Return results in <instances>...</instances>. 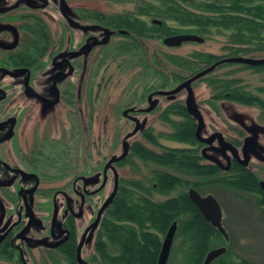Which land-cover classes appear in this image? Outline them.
Listing matches in <instances>:
<instances>
[{
	"label": "flooded vegetation",
	"instance_id": "1",
	"mask_svg": "<svg viewBox=\"0 0 264 264\" xmlns=\"http://www.w3.org/2000/svg\"><path fill=\"white\" fill-rule=\"evenodd\" d=\"M161 25L156 18L101 12L89 0H0V264H124L123 222L114 220L111 206L115 197L121 204L129 183L143 185L126 178L136 163L159 168L150 182L157 173L182 182L184 188L165 195L154 184L148 192L153 202L174 199L181 191L186 196L189 189L212 196L225 230L221 234L215 228L221 239L212 249L224 247L221 256L228 253L232 261L254 264L230 255L227 244L234 237L224 223L228 198L211 190L227 194L230 202L244 195L247 209L264 217V107L238 103L209 85L215 70L231 64H217L230 58L227 53L215 55L222 58L175 83L217 64L191 82L192 88L196 82L211 88L200 103L194 94L192 106L203 121L197 136L198 119L186 107V91L161 93L173 89L167 61L173 53H155L146 45L160 41L170 50L182 46H165L163 39L169 36H149L153 26ZM123 63L129 71L138 70L136 82L124 84ZM111 65L117 70L109 74ZM113 74H118L116 80ZM142 78L146 83L140 92ZM111 86L118 90L112 102ZM185 122L194 140L174 141V131ZM141 148L168 158L181 150L185 159L211 167L213 174L205 181L170 165L144 162ZM243 171L250 177L245 191L219 183L235 181ZM152 193L164 200L154 201ZM176 250L182 261L179 246Z\"/></svg>",
	"mask_w": 264,
	"mask_h": 264
},
{
	"label": "trees",
	"instance_id": "2",
	"mask_svg": "<svg viewBox=\"0 0 264 264\" xmlns=\"http://www.w3.org/2000/svg\"><path fill=\"white\" fill-rule=\"evenodd\" d=\"M134 5V10L126 14H135L162 21L161 26H153L155 32L149 35L160 40L166 36L178 34H196L205 39L223 36L227 57H264V0H120ZM143 36V30H140ZM219 56L193 51L188 56L172 54L167 58L172 66L191 76L218 60ZM244 68L264 71V65ZM173 82L182 80L180 73H173ZM211 86H217L219 93H229L230 98L244 105L259 104L250 92L237 86L236 79H208ZM258 92L264 94V86ZM177 113L187 117L182 108ZM177 142L194 140L193 129L189 122L181 123L173 134ZM140 158L160 166L170 165L178 172L202 177L205 181L213 174L211 167H198L193 159L184 158L183 151L174 150L171 158L164 154L155 155L140 149ZM250 181L246 172H241L235 181L228 178L219 183L227 188L245 191ZM168 194L176 188H184L180 179L157 173L148 187L139 183H129L123 190L120 204L117 197L111 206L114 220L123 222L124 264H156L161 239L172 222L177 221L175 237L184 241L179 244L182 261L177 264H202L209 250L214 248L215 240L221 239L218 231L211 227L196 207L181 191L179 196L163 202H153L148 192L154 189ZM212 185L213 183H209ZM195 187V185H193ZM182 217H184L182 219ZM211 264H251L246 260L232 261L228 253Z\"/></svg>",
	"mask_w": 264,
	"mask_h": 264
},
{
	"label": "rangeland",
	"instance_id": "3",
	"mask_svg": "<svg viewBox=\"0 0 264 264\" xmlns=\"http://www.w3.org/2000/svg\"><path fill=\"white\" fill-rule=\"evenodd\" d=\"M93 9H97L101 12H105L108 14H121L134 10V5L130 3H125L120 0H89ZM148 48L155 53H164L171 52L175 55L179 56H188L193 51H202L209 52L214 55L223 56L227 53L224 49L225 47V38L223 36H213L210 39H205L202 43L196 42H185L179 48H172L171 50L165 48L160 41H153L149 43ZM147 48V50H148ZM261 57V56H256ZM128 66L123 63L124 70V84L128 82V80H136L139 78L138 70L127 69ZM117 68L115 65H111L109 69V74L112 72H116ZM173 73H180L181 76H185V73L179 71L178 68L172 66ZM141 76V75H140ZM118 74L114 75L113 78L117 79ZM210 78H219V79H227L232 78L239 81L237 84L238 87L243 89L246 92H250L256 96H259L264 101V94L258 92V88L264 86V71H256L254 69L244 68L239 64H226L221 66L217 70H215ZM140 92H142V87L146 83L145 80L140 79ZM138 83V82H137ZM175 83L172 84L173 88L175 87ZM109 88V97L110 102L114 101L117 97L118 90L111 86ZM204 86V83L199 82L193 85V90L196 99L200 103L202 95L205 93H210L211 88ZM185 91H182L180 94L182 95ZM248 113H252L249 112ZM263 117V116H262ZM159 129V127H158ZM169 131V129H167ZM163 144L168 146H180L176 143H169L168 141H162ZM135 171L130 170L126 173L127 179H134L140 181L143 186L148 187L150 185V181L152 179L153 173L155 170L159 168L152 164H143L136 163L134 165ZM178 192L172 193V195H176ZM211 193L218 195L219 198L225 199L228 198V202L226 206H224L225 219L224 223L227 227H230V231L233 234V239L229 242L228 248L230 255L233 256V259L236 258H244L247 259L254 264H264V217L262 214L250 211L247 209V198L244 195H238L234 202L229 201V196L224 194L222 191H218L216 189L211 190ZM225 195V197L223 196ZM154 201H162L163 197L159 196L156 193H152L151 195ZM222 202V201H221ZM233 202V203H232ZM180 237L174 238L172 249L170 252L169 264H176L180 262L179 252L176 250V247L179 246ZM216 247V246H215ZM232 256H230L232 258Z\"/></svg>",
	"mask_w": 264,
	"mask_h": 264
},
{
	"label": "water",
	"instance_id": "4",
	"mask_svg": "<svg viewBox=\"0 0 264 264\" xmlns=\"http://www.w3.org/2000/svg\"><path fill=\"white\" fill-rule=\"evenodd\" d=\"M203 41L204 39L202 37L195 35V34H179V35H173V36L164 38L163 44L167 47H179L184 42L202 43ZM221 63H238V64H244V65H249V66H258V65H264V58L255 59V58L242 57V56L230 57V58H226V59L219 61L217 64H221ZM215 65L205 69L204 71L190 78L189 80L182 82L181 84L177 85L172 90L161 92L163 94L173 96L183 90L186 91L187 93L186 107L189 113L194 115L198 119V127L196 130L197 136L203 127V121H202V117L200 113L197 111L196 108H194V106H192V101L194 100L193 99L194 90L191 87V82L196 80L201 75L206 74L209 71H211L215 67ZM151 109H152V106L148 110H151ZM136 130H137V127H136ZM262 186L264 188V184H262ZM186 196L197 207V209L199 210L203 218L212 227L216 228L221 234H225V230L223 229L221 225V218H222L221 209L218 203L216 202V200L212 196L201 197L196 191L192 189H189L186 191ZM175 231H176V223L174 222L170 226V228L168 229L164 237V240L162 242L161 249L158 255L157 264H166V261H167V258L169 256V252L171 249V245L173 242V238L175 235ZM225 251L226 249L224 247L211 249L206 254L205 259L202 264H211L219 256L225 253Z\"/></svg>",
	"mask_w": 264,
	"mask_h": 264
}]
</instances>
